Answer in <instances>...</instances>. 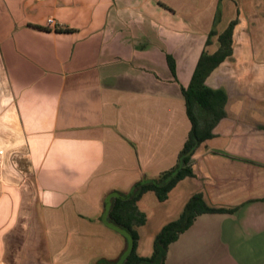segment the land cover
Instances as JSON below:
<instances>
[{
    "label": "crops",
    "instance_id": "0c3cea01",
    "mask_svg": "<svg viewBox=\"0 0 264 264\" xmlns=\"http://www.w3.org/2000/svg\"><path fill=\"white\" fill-rule=\"evenodd\" d=\"M260 18L264 0H0V264L117 259L124 240L101 221L103 198L176 165L191 128L182 88L234 20L232 53L205 79L224 94L221 115L192 174L163 200L153 190L137 199L136 252L149 256L200 194L232 211L197 215L164 264H264V71L234 91L229 75L211 83L238 30L257 29L264 59Z\"/></svg>",
    "mask_w": 264,
    "mask_h": 264
},
{
    "label": "trees",
    "instance_id": "16d2710c",
    "mask_svg": "<svg viewBox=\"0 0 264 264\" xmlns=\"http://www.w3.org/2000/svg\"><path fill=\"white\" fill-rule=\"evenodd\" d=\"M218 16L217 12L215 16L216 20ZM234 24L235 20L231 21L227 28L218 35L219 47L214 53L208 54L205 50L202 51L188 86L182 88V95L185 100L186 112L190 119L191 128L179 152L176 165L159 173L151 181L141 183L130 197L114 195L111 208L108 212V219L126 231L132 240L131 250L121 264H164L169 244L175 241L179 234L192 224L197 215L209 212L232 211L231 209L210 207L202 200L200 194H194L185 204L179 217L165 224L156 234L153 240L152 253L147 257H143L136 252L138 233L135 227L143 224L145 219L144 214L136 206L137 199L143 192L153 190L158 199L163 200L177 181L191 175L190 160L192 153L202 140L211 136L209 128L221 115V111L217 109V106L224 100V94L221 90H214L208 87L205 84V79L217 64L232 53L231 35ZM214 33L215 30L212 28L208 34V38ZM208 42L209 40H207ZM167 60L170 70L174 73L172 58L168 56ZM196 105L205 113V116L202 117L203 124H200L201 116L196 113ZM181 158L182 167L172 175ZM166 178L168 179L164 182Z\"/></svg>",
    "mask_w": 264,
    "mask_h": 264
},
{
    "label": "rangeland",
    "instance_id": "374dc122",
    "mask_svg": "<svg viewBox=\"0 0 264 264\" xmlns=\"http://www.w3.org/2000/svg\"><path fill=\"white\" fill-rule=\"evenodd\" d=\"M240 5L242 8V4ZM261 19L263 20L264 18H260L259 20ZM256 31L257 29L255 30L253 28L237 31L233 42V55L229 57L226 64L220 65L218 67L219 69L213 73L211 83L216 85L221 84L224 76L229 75V84L233 90V87L235 88L237 85H251L257 81L258 75L264 71V59L261 60V57L256 55L258 54V50L256 51V43H258L256 41ZM212 48V45H208L206 51H210ZM24 192L23 200L25 201V208L27 209L30 202H32V196L34 194L28 184H26Z\"/></svg>",
    "mask_w": 264,
    "mask_h": 264
},
{
    "label": "water",
    "instance_id": "95a60500",
    "mask_svg": "<svg viewBox=\"0 0 264 264\" xmlns=\"http://www.w3.org/2000/svg\"><path fill=\"white\" fill-rule=\"evenodd\" d=\"M182 167V158L179 161V164L176 168V170L172 173V175H174L176 173V171L178 169H180ZM171 175V176H172ZM169 178V177H168ZM166 178L164 180V182L168 179ZM152 178L149 177H145V178H141L139 180H137L135 183L132 184V186H130V188L126 191H120L118 192V196L121 197H130L134 194V192L136 191V189L139 187V185L141 183L147 182V181H151ZM121 194V195H120ZM115 193L113 192H108L105 194L103 201H102V214H101V221L108 226L109 228L113 229L114 231H116L124 240V247L122 248L120 254L118 255L117 259L112 261L111 264H121L125 258L127 257V255L129 254L130 250H131V246H132V240L130 239V237L128 236L127 232L124 231L121 227L117 226L116 224L112 223L109 221L108 219V212L111 208L112 205V200L114 198Z\"/></svg>",
    "mask_w": 264,
    "mask_h": 264
},
{
    "label": "built area",
    "instance_id": "2783aa9c",
    "mask_svg": "<svg viewBox=\"0 0 264 264\" xmlns=\"http://www.w3.org/2000/svg\"><path fill=\"white\" fill-rule=\"evenodd\" d=\"M47 23H49V24H53V23H54V22H53V19H52L51 17L47 18Z\"/></svg>",
    "mask_w": 264,
    "mask_h": 264
},
{
    "label": "flooded vegetation",
    "instance_id": "af4514ba",
    "mask_svg": "<svg viewBox=\"0 0 264 264\" xmlns=\"http://www.w3.org/2000/svg\"><path fill=\"white\" fill-rule=\"evenodd\" d=\"M143 257H147V256H143ZM112 262H106L105 264H111Z\"/></svg>",
    "mask_w": 264,
    "mask_h": 264
}]
</instances>
